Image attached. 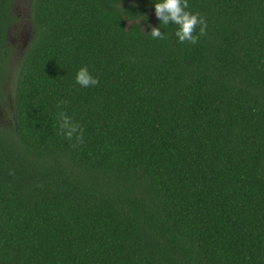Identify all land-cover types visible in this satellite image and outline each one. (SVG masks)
<instances>
[{
	"label": "trees",
	"instance_id": "1",
	"mask_svg": "<svg viewBox=\"0 0 264 264\" xmlns=\"http://www.w3.org/2000/svg\"><path fill=\"white\" fill-rule=\"evenodd\" d=\"M14 1L0 264H264V0H188L207 24L196 44L160 25L159 0H31L13 67ZM81 67L98 85L76 84ZM57 112L82 127L77 147Z\"/></svg>",
	"mask_w": 264,
	"mask_h": 264
},
{
	"label": "clouds",
	"instance_id": "2",
	"mask_svg": "<svg viewBox=\"0 0 264 264\" xmlns=\"http://www.w3.org/2000/svg\"><path fill=\"white\" fill-rule=\"evenodd\" d=\"M155 17L160 21V25H176L175 36L180 43L196 44L201 36L206 34L207 24L199 13L193 14L188 9V0H159L154 3ZM199 26V33H196ZM153 39H166L164 34H161L160 27H152L148 33ZM75 82L80 87L88 88L98 85L99 80L92 76L86 67H81L75 75ZM68 103L67 100L58 101L56 107L59 109ZM59 121V131L62 136L69 141L75 140L73 147H77L83 141L82 127L73 122L72 118L64 112H57ZM9 175H14V171H10Z\"/></svg>",
	"mask_w": 264,
	"mask_h": 264
},
{
	"label": "rangeland",
	"instance_id": "3",
	"mask_svg": "<svg viewBox=\"0 0 264 264\" xmlns=\"http://www.w3.org/2000/svg\"><path fill=\"white\" fill-rule=\"evenodd\" d=\"M132 1L133 0H125V2H129V3H131ZM14 3H15L14 4L15 14L18 20L15 23L16 26L10 29L8 35V47L11 46L14 47L13 48L14 52H11V57H10V63L13 67L17 66V62L20 59L19 58L20 53L17 54V46L21 44V41L23 40V35H26V33L29 35L30 33V31H28V28L26 26V17H25V15L27 14V7H26L27 3L25 4L23 0H15ZM29 8H30V2H29ZM28 21H29V13H28ZM14 57H17V60H15ZM11 85H12L11 80H9L7 84V88L10 89L13 86Z\"/></svg>",
	"mask_w": 264,
	"mask_h": 264
},
{
	"label": "flooded vegetation",
	"instance_id": "4",
	"mask_svg": "<svg viewBox=\"0 0 264 264\" xmlns=\"http://www.w3.org/2000/svg\"><path fill=\"white\" fill-rule=\"evenodd\" d=\"M15 2V1H14ZM23 2L26 4L27 3V5H26V7H27V14L25 15V17H26V26H27V28H28V31H30V33H31V29H30V25H29V21H28V13H29V0H23ZM15 4V3H14ZM14 4H13V13H14V16L16 17V22H17V16H16V14H15V9H14ZM19 16V15H18ZM15 22V23H16ZM15 23L12 25V27H15L16 25H15ZM12 29V28H11ZM9 32H10V30L8 31V35H9ZM29 33V34H30ZM28 37H29V35L26 33V35H23V40L21 41V44L20 45H18L17 46V54L18 53H21L22 52V49L24 48V46H25V44H26V42H27V39H28ZM13 46H11V47H9V51H10V54H11V52H14V50H13ZM14 59L15 60H17V57H14Z\"/></svg>",
	"mask_w": 264,
	"mask_h": 264
}]
</instances>
